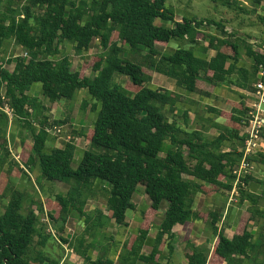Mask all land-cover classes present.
Wrapping results in <instances>:
<instances>
[{
    "label": "trees",
    "instance_id": "trees-1",
    "mask_svg": "<svg viewBox=\"0 0 264 264\" xmlns=\"http://www.w3.org/2000/svg\"><path fill=\"white\" fill-rule=\"evenodd\" d=\"M262 1L254 0V7ZM167 2L0 0L2 156L11 154L9 127L17 120L31 130L33 140L32 151L22 155L25 166L35 171L41 184L45 180L68 186L54 200L48 198L46 206L41 199L32 200L36 209L26 207L28 195L14 185L0 194V209L5 207L0 212V264H66L63 256L49 253L51 242L63 247L68 244L84 264H168L157 256L161 244L167 243L169 250H174L176 224L202 217L218 232L220 211H196L197 195L211 196L235 187L240 202H252L243 212L236 234L229 238L223 231L219 233L211 260L207 246L190 244L189 264H264V209L259 206L262 197L247 186L253 179V168L239 181L237 173L249 138L246 127L252 119V105L242 99L233 103L228 113L212 108L225 115L228 123L222 125L210 119V128L220 132L208 136L205 129L191 125L187 109L180 116L173 115V119L167 114H174L178 104L186 105L183 94L152 84L158 72L175 79L189 95L211 96L213 89L224 83L256 92V84L262 80L264 52L249 42L251 35L227 32L225 19L184 17L176 21L175 11ZM213 2L236 14L251 15L257 10L242 0ZM259 19L264 22V16L259 15ZM205 22L216 25L221 35L204 33ZM201 34L209 38L206 47L201 44ZM97 40L104 51L93 64L94 75L74 70L72 58L64 53L66 45L71 44L75 53L82 55L90 52ZM9 41L27 53L9 59L16 63L14 70L6 66L3 57ZM171 41L183 42L184 47L167 54L157 48ZM211 49L216 51L212 57L208 54ZM244 57L252 60L251 69L238 67ZM118 75L130 81L124 85L117 80ZM34 85H40L39 91L50 105L75 99L78 90L91 95L84 108L91 106L96 112L94 125L88 132H77L87 136L89 148L80 150L73 140L61 147L51 145L53 135L47 128L58 122H50L46 114L52 106L31 94ZM259 151L248 157L253 166L264 160ZM77 152L82 156L75 163ZM15 164L32 179L18 161ZM140 186L151 200V206L142 212L144 225L124 244L117 259L112 258L110 247L102 248L98 237L105 229L110 234L116 224H128L130 211L136 209L133 197ZM101 193L107 197L105 207L89 211V201ZM164 202L168 207L154 249L150 254L142 253ZM45 211L58 228L56 232H49L48 223L42 220L40 213ZM74 217L82 221L83 231L72 236L68 221Z\"/></svg>",
    "mask_w": 264,
    "mask_h": 264
},
{
    "label": "crops",
    "instance_id": "crops-1",
    "mask_svg": "<svg viewBox=\"0 0 264 264\" xmlns=\"http://www.w3.org/2000/svg\"><path fill=\"white\" fill-rule=\"evenodd\" d=\"M242 1L246 6L251 7V9L256 8L257 10L253 12L251 15L235 13L236 18H238L239 21L241 20L243 22L246 17H250L252 19V15L254 13H256L255 16H257L258 19H259V15L264 16V5H263L264 0L261 2L260 6H256V7H254L255 6L253 3L254 0H242ZM177 11H178L177 13L175 12L176 21H182L184 17H189V18L197 17V15L192 12H188V14H185L181 10H177ZM216 20H220V19H216ZM259 21L264 24V22H262L260 19ZM225 30L229 32L228 25H226ZM202 31L208 34L221 35V30L214 24L209 27L202 26ZM234 31H238L242 35L245 34L251 35V37L249 38V42L253 44L255 42L254 40L259 39L261 37L262 42L260 44H254V47L260 49L261 52L264 51V47H263L264 31L262 32L261 35H258V31L255 29L243 28L242 30L237 29ZM253 31L256 33H253ZM12 42L14 43V41ZM183 44H184L183 42L171 41L166 45H158L157 48L162 53L167 54L174 52ZM201 44L204 47L208 45V43H202V41ZM15 47L17 48L16 49L17 51L13 57L18 56L19 51H21V54L24 53L22 47L17 46L16 44ZM208 54L210 57H212L216 54V51L214 49H211L209 50ZM9 63H10V67L13 66V68L12 69L10 67L8 68L10 70H14L16 64L15 61L13 60L12 62ZM252 64L253 62L251 59L244 57V59L238 62V67L239 68L247 67V69H251ZM153 87H162L183 94L186 97L185 98L186 105L178 104V109L176 110V113L177 114L179 113V109L180 110L187 109L190 114L191 125L197 129H205L208 136H215L218 135L220 132L216 127L210 128L209 126L210 119H214L213 122L222 125L228 123V119L225 115L214 112L213 110H211L212 108L228 113L231 112L233 108V103L235 102H239L243 99L246 101L247 105L250 106L251 103L255 100V95L253 94V91L244 89L240 86L230 83H224L221 84L220 86L215 87L213 89V94L211 96H203L200 95L199 93H193L189 95L184 91V89L180 88L177 85L175 79L170 78L158 72L154 74ZM33 88L38 91L41 89L40 85H34ZM31 94L36 95V91H31ZM38 96L44 102L45 97L44 95H42L41 92ZM60 103L64 104V100H62ZM44 104L50 106L49 101L47 103L44 102ZM197 104L199 105L197 106ZM55 110L61 112V107L55 106V109L51 108L50 111L46 112L47 116H50V113L55 112ZM22 135H24V132H22L21 123L17 120L12 121L10 123L9 133H8L9 149L11 151V154L7 158H4L2 155H0V178L1 176H8L11 173L13 175H16L17 170L15 169H18V172L22 173L23 171H20L15 164L17 161L19 162L21 168H23L25 171H28L30 173L29 169L32 168H27L25 166V164L22 161V155L25 152L26 153L31 152L32 149L31 150L26 149L28 140L25 137V135H24L25 138ZM65 141L67 140L56 136H52L50 139L51 145L60 146V147L64 145ZM259 152L262 155H264V140L262 141ZM252 176L253 179L249 181V184L247 186L250 191L262 197L260 199L259 206L262 209H264V160H262L260 163H255V165L253 166ZM0 183H3V185L0 184V194H2L5 188L8 187V184L2 181H0ZM48 183L51 184V182ZM59 186H60V182H59ZM67 189L68 186L66 184L63 187H60V191H66ZM237 194H233V190L220 191L211 196H207L205 194L199 193L196 197L194 208L196 211L200 212L201 214L202 213L206 214L209 211L219 210L220 221L216 225L218 227V232H216L214 227H212L210 223H208V221L202 217L196 218L193 221H190L186 224H180V223L176 224L173 228V231L176 234L174 250L170 251L167 243L161 244L159 247L160 253L157 256V259H159L163 263H168V264H189L187 253L190 252L191 250L190 244H195L197 246H207L210 249L209 260H211L213 258V252L219 238V233L223 231L226 234V236H228L229 238H233L238 230V226L243 212L247 211L250 205H252V202L247 200L240 202V198L238 197ZM104 197L106 200H105V204H102V206L99 207L101 209L105 207L107 202V197L105 196V194ZM97 202L98 200H96V203ZM133 202L136 205V209L130 211L127 219L128 224L126 226H119L118 224H116L115 227L113 228V231L110 232L109 237H107L106 242L103 243L104 245L103 244L101 245V247L105 248L106 250L110 247V250L108 252L112 258L117 259L119 253L124 247V244H126L127 241L133 239V237L140 232L142 226L144 225L142 212L144 210H147L151 206V200L148 194L146 193L144 187L143 189L140 190L138 187V189L134 194ZM95 207L97 206L96 205L91 206V208H95ZM167 207H168L167 202H164L161 205L160 211L156 215L154 222L151 225L150 231L148 233V240L146 244L143 246L142 253L150 254L153 251ZM79 222L80 221H78L77 219L71 218L68 221V225L70 227H74ZM257 229L258 226L257 225L254 226V231H257ZM112 245L114 247H112ZM67 250L70 251L71 253L73 252V254L70 256L73 262H76V260L83 259L78 253L75 252L74 249L69 247ZM71 253H67L65 256H63V262L66 261L67 257ZM136 264H146V263L137 262Z\"/></svg>",
    "mask_w": 264,
    "mask_h": 264
},
{
    "label": "rangeland",
    "instance_id": "rangeland-1",
    "mask_svg": "<svg viewBox=\"0 0 264 264\" xmlns=\"http://www.w3.org/2000/svg\"><path fill=\"white\" fill-rule=\"evenodd\" d=\"M169 8L173 9L176 13L178 12L177 10L183 11L185 14H188V12H192L197 15L198 18H201L202 20L206 18L210 19H225L226 25H228V31L233 32L234 30H242L243 28L247 29H255L258 31V35H261L262 32L264 31V24L259 21L257 18L256 13L252 15V19L250 17H246L244 22L241 20L239 21L238 18H236V12L233 10L224 7L222 5H216L212 0H168L167 2ZM264 5V2H263ZM219 21V20H218ZM256 21V22H255ZM255 22V23H254ZM205 27H209L207 22L204 23ZM253 33H256L253 31ZM201 41L202 43H208L209 44V38H206L203 34H201ZM254 44H260L262 42L261 37L259 39L254 40ZM122 43V42H121ZM264 44V43H263ZM180 47H184V45H181ZM264 47V46H263ZM17 48L15 47V44L12 41H9L5 47V51L3 53V57L5 58L6 66L10 67L9 59L13 58L14 54L16 53ZM64 53L70 55L72 58V64H73V69L74 70H80L82 74L84 75H94V72L92 70L93 64L95 60L97 59L98 56L104 51L102 47L99 46V41H96L95 46L92 48V50L88 53L78 55L75 53V50L73 49V46L71 44H67L66 47L64 48ZM264 52V51H263ZM21 54V51H19V55ZM22 54H25L22 53ZM11 69L13 66L10 67ZM148 72H151L147 68H145ZM155 74V73H154ZM118 81H121L122 83L127 84L130 79L126 76L123 75H118L116 76ZM153 84V82H152ZM36 89H32V91H35ZM40 92L36 90V95H39ZM254 94V93H253ZM91 98V95L86 92L85 90L77 91L76 97L73 100H64V104L62 103H56L52 106V108L55 109L56 107H61V112H58L55 110V112L50 113V122L57 121V124L60 129L61 137L65 138L67 140H73L80 150H84L90 147V142L87 139V136H80L77 134V132L80 131H85L88 132L94 125V120L96 118V112L92 111L91 106L88 108H84L85 101L89 100ZM44 102H48L46 97L44 98ZM258 105L259 106V100L255 96V100L251 103V105ZM199 104H197L198 106ZM194 106V105H193ZM183 109H179V113L177 114L176 112L173 114L170 111H167V114L170 116L171 119L174 118L173 115H182ZM182 121V118H180ZM63 125V126H61ZM22 132H24L25 137L28 140V144L26 149L31 150L33 146V140L31 136V130L22 127ZM24 135H22L24 137ZM24 137V138H25ZM0 155H3V152L0 150ZM82 156V152H77L76 154V162L79 160ZM17 174L13 175L12 173L9 174L8 176H1L0 181L6 182L8 186L14 185L24 193H26L27 196V201H26V207L31 205V207H34L35 209L37 206H34L32 204V200H39L41 199L43 202H45V206L47 205V199L51 198L52 200L55 199V196L60 192V187H63L65 184L60 182H51L49 184L47 181L43 180L42 184L39 183L37 180V175L34 173L33 169H29L31 173L30 178L29 175H27L25 172L19 173L18 169ZM22 174V176H21ZM34 183V185H33ZM3 185V183H0ZM143 189V187H139V190ZM8 187L5 188L4 191H7ZM3 193V192H2ZM96 200L98 202L96 203ZM105 197L103 193H101L97 198H92L89 201L88 205V210H92L91 206L96 205L97 207L102 206V204H105ZM5 203V199H4ZM5 207L0 209V212H3ZM39 211V210H37ZM42 220L48 223V231L53 233L58 230L54 222L48 217L46 214V211L44 213H40ZM75 218V217H74ZM77 219V218H76ZM80 221L79 219H77ZM52 229V230H51ZM75 233L80 234L83 231L82 227V221L77 223L74 226ZM113 231V230H112ZM104 235H100L99 240H100V245H102L104 242L107 240V235L109 236L110 234L108 233L109 230L105 229L104 230ZM104 245V244H103ZM67 245L64 247L59 244L58 242H51L49 243V253L53 254L57 257L65 256L67 253H71L70 251L67 250ZM73 252L67 257L65 263L66 264H84L83 259L81 260H76V262H73L71 260V255Z\"/></svg>",
    "mask_w": 264,
    "mask_h": 264
},
{
    "label": "built area",
    "instance_id": "built-area-1",
    "mask_svg": "<svg viewBox=\"0 0 264 264\" xmlns=\"http://www.w3.org/2000/svg\"><path fill=\"white\" fill-rule=\"evenodd\" d=\"M25 55H27V53H25ZM260 75L262 77V80H260L256 84L257 91L253 92L256 98L259 100V106L255 104L252 105L253 107V111L251 112L252 119H251L249 126L246 127V132L249 134V138L247 140L245 155H244L242 164L237 171L238 181H239V178L243 175V173L253 168V165H251L248 162V157L258 152V150L261 148L262 141L264 140L263 138V134H264V66H261ZM9 114L12 116L11 111H9ZM59 128L61 127H59L58 125H51L47 128V130L51 135L62 138L61 133H58L60 132ZM62 139H65V138H62ZM237 193L238 191H237V188L235 187L233 190V194H237ZM68 231L70 234H72V236L75 233L74 227L68 226ZM66 245H67L66 247H68V244Z\"/></svg>",
    "mask_w": 264,
    "mask_h": 264
}]
</instances>
